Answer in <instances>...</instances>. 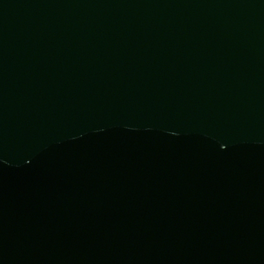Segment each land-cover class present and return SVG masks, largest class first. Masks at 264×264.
Masks as SVG:
<instances>
[{"label":"water","instance_id":"1","mask_svg":"<svg viewBox=\"0 0 264 264\" xmlns=\"http://www.w3.org/2000/svg\"><path fill=\"white\" fill-rule=\"evenodd\" d=\"M0 264H264V0H0Z\"/></svg>","mask_w":264,"mask_h":264}]
</instances>
